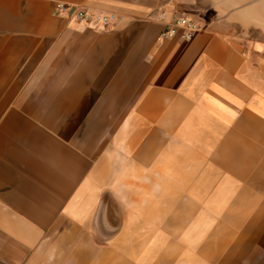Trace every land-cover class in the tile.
I'll use <instances>...</instances> for the list:
<instances>
[{"label":"crops","instance_id":"obj_1","mask_svg":"<svg viewBox=\"0 0 264 264\" xmlns=\"http://www.w3.org/2000/svg\"><path fill=\"white\" fill-rule=\"evenodd\" d=\"M0 264H264V0H0Z\"/></svg>","mask_w":264,"mask_h":264},{"label":"built area","instance_id":"obj_2","mask_svg":"<svg viewBox=\"0 0 264 264\" xmlns=\"http://www.w3.org/2000/svg\"><path fill=\"white\" fill-rule=\"evenodd\" d=\"M56 10L67 17L72 25H83L98 30L109 29L116 21V16L112 13L94 12L87 8L69 6L63 3H58ZM166 17L167 12L162 10L154 16V19L162 21ZM201 28L202 25L199 21L188 16L174 14L161 32L160 38H177L180 41H189Z\"/></svg>","mask_w":264,"mask_h":264}]
</instances>
